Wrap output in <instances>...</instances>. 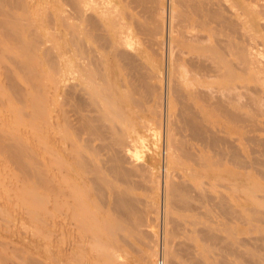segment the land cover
Masks as SVG:
<instances>
[{
    "label": "bare ground",
    "instance_id": "6f19581e",
    "mask_svg": "<svg viewBox=\"0 0 264 264\" xmlns=\"http://www.w3.org/2000/svg\"><path fill=\"white\" fill-rule=\"evenodd\" d=\"M36 2L0 0V160L10 165L0 171H15L14 182L10 172L9 185L0 181V264H45L33 239L55 209L72 237L60 240L69 243L66 264H125L120 250L131 238L145 257L132 263L187 264L168 240L179 233L191 264H264V236L253 232L264 223V0H168L167 9L156 0H59L55 32L38 31ZM162 106V191L197 212L176 228L166 222L160 244L137 189H160L149 158ZM52 125L54 143L42 136ZM19 126L36 133L26 140Z\"/></svg>",
    "mask_w": 264,
    "mask_h": 264
},
{
    "label": "rangeland",
    "instance_id": "374dc122",
    "mask_svg": "<svg viewBox=\"0 0 264 264\" xmlns=\"http://www.w3.org/2000/svg\"><path fill=\"white\" fill-rule=\"evenodd\" d=\"M59 1V0H58ZM57 0H38V2H36V3H38L37 4V6L35 7V9L33 10V15H32V20H33V22L35 23L36 22V24H35V26L37 27V29H38V31L39 32H46L47 30V32H51V30H52V32H55V29H57L58 27V24H57V16H55L56 14L55 13H58L57 11H55V10H58L57 8L59 7V2H58ZM161 1H162V3H161ZM167 1V2H166ZM156 0V5H157V2H158V5L159 6H161V5H163V6H165V9H167V7H168V0ZM44 2V3H43ZM48 3V4H47ZM47 4V5H46ZM54 5V6H53ZM49 6H50V8H49ZM38 7H41L40 9L38 8ZM54 7V8H53ZM47 8V9H46ZM45 9H46V11H45ZM54 9V10H53ZM38 10V11H37ZM36 11H37V13H36ZM43 11V13H44V11L45 12H48V15H50L49 13H51L52 15H50V21H48V22H45L46 20H49V18H46V17H40V15L38 14V13H41ZM51 11V12H50ZM54 12V13H53ZM42 14V13H41ZM45 14H47V13H45ZM35 15V16H34ZM38 15H39V19H38ZM47 15V16H48ZM56 19H55V18ZM38 19V21L39 20H41V21H43V22H40V24H39V22L37 21V19ZM42 18H43V20H42ZM46 19V20H45ZM51 19H53L54 21H53V23H55L56 25H54V24H52L51 22ZM31 20V19H30ZM38 22V23H37ZM49 23V25H47ZM52 24V25H51ZM38 25H39V27H38ZM54 25V27H51V26H53ZM40 26H41V28H40ZM47 26H48V28H47ZM57 27V28H56ZM52 28H55V29H52ZM45 29H46V31H45ZM56 35V34H55ZM166 37V36H165ZM55 39H52V41L54 42V44H51V45H55V47H56V45L57 44H55V43H58V41L59 40H57L58 38H56V37H54ZM56 42H55V41ZM57 48V47H56ZM56 48H53V50H54V52H58L57 50H58V48L56 49ZM56 49V50H55ZM58 54V53H57ZM164 66H165V55H164ZM0 72L1 73H3V71H2V69H0ZM1 76H2V74H0ZM162 85H163V94H165V73H164V77H163V82H162ZM159 86V85H158ZM158 89H159V87H157ZM14 102V101H13ZM48 105L51 107V110H52V115L53 116H55V118H57V115H58V112H57V110H55V101L53 100V99H51L50 101H49V103H48ZM6 106V105H5ZM163 108H162V114H161V116L160 117H162L161 118V121H162V125H161V135H162V138L161 137H159L158 139H157V146H155V147H153V149H152V154H150V158H149V160H150V162L152 163V165L154 166V168H153V174H154V176H153V181L154 180H156V179H158L159 177H160V179H158L160 182H159V187H160V189L159 188H157L156 186H154V187H156L155 188V190L153 189L154 187H153V185L155 184L156 185V182L154 183V182H152V183H154L153 185L152 184H149V182L148 183H145V184H143L141 187L144 189V190H142V189H137V194H139L140 196V198L142 199V202H143V207H145L144 208V210H145V212H148V215H146V217L147 218H149V224L152 226L151 227V229H152V231H154V232H156L157 233V236H158V239H159V243L160 244H163V241H164V239H165V237L163 236V235H165L166 234V228H163V227H165V225L164 224H166V222H167V224H166V226H167V228L168 229H172V228H176V222H179V223H183L184 222V219L185 218H189V216H188V213L190 212V211H196L197 212V209H193V210H182V209H179V207H178V205H177V203H174L173 202V200L171 199V197H169V199H167L168 198V196H167V198H166V196H165V193L162 191V190H164V186H162L163 185V181L162 180H164L163 179V177H165V151L163 150V149H165V136H164V134H165V127H166V125H165V119H166V114H165V110H164V106H162ZM13 116V115H12ZM15 116H17V115H14V118H15V120H14V123H15V121H16V117ZM9 117V118H8ZM8 117H7V119H9L10 120V115H8ZM18 117V116H17ZM5 117H3V119H2V121L3 120H5L4 119ZM11 119V120H12ZM23 119H25V118H23L22 117V120ZM11 120H10V122H11ZM17 120H19V119H17ZM26 120H27V118H26ZM25 120V121H26ZM165 120V121H164ZM258 120H259V123H258V127L260 128V129H262L263 131H264V116H259L258 117ZM5 121H8V120H5ZM18 122V121H17ZM55 123H57V122H55ZM5 124L7 125V124H9V121H8V123L7 122H5ZM16 124V123H15ZM11 125H14L13 123L11 124ZM11 125H7L8 127H10ZM58 124H56L55 126H57ZM6 126V129L8 128ZM55 126L54 125H52V126H49V127H46L45 129H44V131L42 132V136H44V139L46 140V141H48V142H52V143H54V139H55V137H56V129H55ZM23 127H26V128H24L23 129ZM19 128H21V133L23 132V137H25V139L26 140H29L30 139V137H33L34 135H35V133H36V131H34L33 129H31V130H29L28 129V131H27V126H22V127H20L19 126ZM20 130V129H19ZM25 130V131H24ZM261 130V131H262ZM27 131V132H26ZM258 132V135L259 136H261L262 138H264V132ZM25 132V133H24ZM160 141V142H159ZM28 142V141H27ZM39 145V146H38ZM37 146H38V151L39 152H41L42 154H44V155H48V152H49V149H47L44 145H41V144H37ZM162 150H161V149ZM162 151V152H161ZM158 156V157H157ZM160 156V157H159ZM151 158H152V160H151ZM157 158V159H156ZM161 158V159H160ZM8 162L5 160V158H4V160H0V169H1V167H2V170H3V172L5 171L4 170V166H7V165H4V164H7ZM8 165H9V163H8ZM164 165V166H163ZM227 165H229V164H227ZM10 166V165H9ZM9 166H8V168L7 169H9ZM162 166V167H161ZM6 168V167H5ZM12 168L13 167H11L10 168V174H12L11 175V177L13 176V174H14V170H12ZM159 169V170H158ZM164 169V170H163ZM1 170V171H2ZM156 170V171H155ZM1 171H0V175H1ZM8 171V170H7ZM6 171V172H7ZM14 171V172H13ZM6 172H5V174H6ZM9 172H7V175L5 176L4 175V173H2V179L4 180V182L6 181L7 182V180L6 179H8V182L5 184L4 182V184L2 183V179L0 178V181H1V184L2 185H6L7 186V184L11 181V180H9L11 177L10 176H8V174H9ZM12 172V173H11ZM158 175V178H157V175ZM162 174V175H161ZM5 176V177H4ZM156 176V177H155ZM162 176V177H161ZM4 177V178H3ZM7 177V178H6ZM10 177V178H9ZM14 177V176H13ZM11 178L12 179V181L10 182V184L12 183V182H14V178ZM258 177V176H257ZM225 178H226V176H225ZM150 182V183H151ZM222 182H224V183H221L220 185H218V188H219V186L221 187V186H224L225 185V187H227L228 186V183L226 182V181H222ZM162 183V184H161ZM147 184H149V186L147 185ZM227 184V185H226ZM9 185V184H8ZM147 185V187H145ZM144 186V187H143ZM150 186H151V188H150ZM223 189H221V190H223V192L225 191V192H227L228 190H227V188H224V187H222ZM146 189H148V191L150 192L151 190H153L152 191V193L150 192V194H147V193H149V192H147V190ZM150 189V190H149ZM220 189V188H219ZM226 189V190H225ZM1 191V190H0ZM143 191L145 192V193H143ZM2 192V191H1ZM162 192H163V194H162ZM155 193V194H154ZM145 195H149L148 196V199H146L145 198ZM162 196H163V201H162ZM153 197H154V199H153ZM146 200H154V202H152V203H154V204H152L151 202L149 203V201H146ZM167 200V201H166ZM156 201H158V203H156ZM162 202V203H161ZM168 202H169V204H170V206H169V209L171 210V212L169 213V209H167L168 207H166L165 209H167L166 211L167 212H165V209L163 208V206H165L166 204H168ZM145 203V204H144ZM148 203V204H147ZM171 203H173L172 205H171ZM157 204V205H156ZM168 204V205H169ZM168 205H166V206H168ZM148 206V207H147ZM153 208H152V207ZM156 206V207H155ZM177 206V207H176ZM171 207V208H170ZM152 209V210H151ZM158 210V212H157V215H158V220H156V219H154V218H156L157 216H156V214H155V212ZM214 209H217V208H214ZM201 210H202V208H201ZM163 211H164V213H163ZM193 211V212H194ZM217 211V210H216ZM216 211H215V214H216ZM186 212V213H185ZM218 212V211H217ZM59 212L55 209V210H50L49 211V213L47 214V218H48V220L50 221V223H48V224H50V225H44V226H46L45 227V229H44V232H43V229L41 230V232H40V234H39V232H38V234H39V236H34V237H36V239H33V240H35V243L39 246V248H40V256L43 258V260H44V262H45V264L47 263V264H59L60 263V261H61V263L60 264H66V257H67V254H68V250H66V249H68L69 248V243L68 242H70L69 241V237L70 236H64L63 235V233L61 232V229H60V224H59V222H58V219H59V214H58ZM167 215H166V214ZM190 215H191V212L189 213ZM203 213H201V215H202ZM167 217H165V216ZM154 216H156V217H154ZM163 216V217H162ZM162 217V218H161ZM224 217V216H223ZM222 217V218H223ZM202 219H204L203 217H201ZM225 218V217H224ZM223 218V219H224ZM162 219V220H161ZM155 220V221H154ZM224 220H226V218L224 219ZM34 220L32 219V218H30V221H29V223L30 224H33L34 222H33ZM53 222V223H52ZM153 222V223H152ZM164 222V223H163ZM155 224V225H154ZM157 224V225H156ZM260 224V226H261V228H260V226H258L257 227V229H258V232H257V230H253V232H254V235H256V236H264V223L262 222H258V225ZM262 225H263V227H262ZM16 226H18L19 228H20V226L19 225H15V228H16ZM30 226V225H29ZM29 226L27 227V228H29ZM11 228H12V226H11ZM21 228H24V227H22L21 226ZM27 228H25L24 230H29V229H27ZM31 228V227H30ZM260 229V230H259ZM19 230H21L22 231V229H19ZM165 231V232H164ZM73 231H71V233H72ZM24 232H22V234H23ZM30 232H28L27 234H29ZM41 233H42V235H41ZM68 234V235H73L74 234V232H73V234ZM164 233V234H163ZM262 234V235H261ZM178 236H181L180 235V233L179 234H177ZM164 238H163V237ZM176 235H174V237H175ZM177 236V238L178 239H175L174 237H170L168 240H169V243H171L172 241V243H171V247H175V249L178 251L179 250V252L177 253V258H182V260L184 261V262H188L187 264H191V260H190V258H189V254H188V252H187V249L186 248H184L183 246H181V244H178L179 243V237ZM68 237V238H67ZM73 237H74V235H73ZM162 237V238H161ZM182 238V237H181ZM23 239H27L26 237L24 238L23 237ZM65 239L66 240H68V244L67 243H65L66 241H65ZM70 239L72 240V237H70ZM173 239V240H172ZM65 241V242H61V241ZM37 241V242H36ZM131 241H133V242H131ZM161 241H162V243H161ZM171 241V242H170ZM134 242L136 243V245L134 244ZM61 244V246H60V244ZM62 243H64L65 245L67 244L68 246V248L64 245V244H62ZM126 244H125V246L127 245V247H129V248H131V250L129 249V251H131L132 252V255L133 256H131V255H129L128 253H126V252H129V251H127L125 248H123V249H121L120 250V252L122 251V260H123V258H125L123 261H125V260H128V261H125V264H135V263H132L134 260H136V258L137 257H141L142 256V258H138L137 260H136V263L137 262H139V260H141L142 262H143V260L145 259V257H144V253H143V250H142V244H140V242L138 241V240H135V239H133V238H131V240L130 239H127L126 240V242H125ZM128 243V244H127ZM130 243V244H129ZM139 243V244H138ZM132 244V245H131ZM176 244V245H175ZM46 245V246H45ZM62 245H64V247L62 246ZM139 245V246H138ZM175 245V246H174ZM178 245V246H177ZM42 246H44V247H42ZM141 246V247H140ZM177 246V247H176ZM48 249H47V248ZM63 247V248H62ZM64 248H65V250H66V255H65V252H64ZM47 249V250H46ZM157 249H158V247H157ZM186 249V250H185ZM190 249H191V247L189 248V251H190ZM45 250V251H44ZM49 250V251H48ZM57 250V251H56ZM137 250V251H136ZM139 250H141V251H139ZM181 250H183V251H181ZM52 251V252H51ZM62 251V252H61ZM136 251V252H135ZM134 252L137 254H135L134 255ZM140 253V254H138V253ZM162 248L160 249V253H159V256H162ZM59 253V254H58ZM125 254H128L127 256H129V258H127V256L125 255ZM63 255V256H62ZM184 255V256H183ZM124 256H126V257H124ZM178 256H180V257H178ZM48 259H47V258ZM56 259H55V258ZM134 257H136V258H134ZM183 257H186V258H183ZM62 258H63V260H62ZM127 258V259H126ZM60 260V261H59ZM170 260H171V258H170ZM188 260V261H187ZM56 261V262H55ZM63 261V262H62ZM140 261V263L141 264H143L142 262ZM146 261V260H145ZM58 262V263H57ZM135 262V261H134ZM178 262V261H177ZM146 263V262H145Z\"/></svg>",
    "mask_w": 264,
    "mask_h": 264
}]
</instances>
